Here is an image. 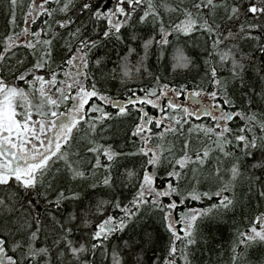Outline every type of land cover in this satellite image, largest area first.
<instances>
[{
	"label": "snow or ice",
	"instance_id": "1",
	"mask_svg": "<svg viewBox=\"0 0 264 264\" xmlns=\"http://www.w3.org/2000/svg\"><path fill=\"white\" fill-rule=\"evenodd\" d=\"M0 14V264H193L237 210L231 264H264V0Z\"/></svg>",
	"mask_w": 264,
	"mask_h": 264
},
{
	"label": "trees",
	"instance_id": "2",
	"mask_svg": "<svg viewBox=\"0 0 264 264\" xmlns=\"http://www.w3.org/2000/svg\"><path fill=\"white\" fill-rule=\"evenodd\" d=\"M25 3L28 0H24ZM3 14H0V37L3 36ZM39 26V21L37 25ZM0 50H2V45H0ZM111 111L112 109H108ZM197 123L211 124L208 118H202ZM242 124V122H240ZM202 190H207L205 186ZM131 193L125 191L124 198L129 199ZM209 201H205L204 204H198L195 202H190L188 206L190 207H207ZM264 210V202L261 203L260 208H256V202H253L251 210H246V212H251V214H258L259 211ZM179 211V210H178ZM247 217H241L240 211L237 210L235 213H229L222 221L214 222L210 226H202L200 229V238L198 244L193 246V255L195 259L193 264H231V248L233 246V241L236 238L237 229L244 230L247 225ZM159 244L155 253L149 252L148 256L150 258L160 257L164 255L166 246L168 244V236L163 229L159 230ZM239 264H244V256L242 254L241 261ZM251 264H256L255 260L251 261Z\"/></svg>",
	"mask_w": 264,
	"mask_h": 264
}]
</instances>
